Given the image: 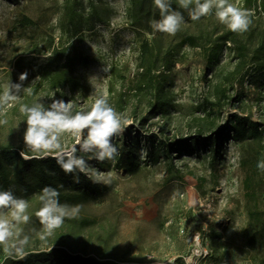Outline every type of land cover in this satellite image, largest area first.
I'll use <instances>...</instances> for the list:
<instances>
[{
  "label": "rangeland",
  "instance_id": "rangeland-1",
  "mask_svg": "<svg viewBox=\"0 0 264 264\" xmlns=\"http://www.w3.org/2000/svg\"><path fill=\"white\" fill-rule=\"evenodd\" d=\"M229 2L254 10L248 31H230L214 13L193 21L188 11L172 4L184 16L174 36L153 33L151 22L159 15L138 34L128 19L131 0H81L79 31L74 33L64 23V0H0V94L27 73L18 100L0 108V120L7 121L0 124V145L18 144L23 138L26 117L19 111L21 104L42 98L48 107L54 95L70 100L74 112L88 110L99 95H106L129 125L137 124L147 114L150 97L149 92L145 96L134 89L141 72L140 43L145 39L153 47L159 72L168 79L169 98L167 112L152 119L145 130L158 132L163 126L164 137L171 141L197 132L211 136L223 132L217 155L198 148L175 159L173 173L163 159L136 175L111 170V189L79 204V216L66 218L43 241L39 238L43 226L35 218L41 201H27L30 222L18 226L29 237L26 253L60 247L130 264H261L264 246L247 240V207L252 199L245 179L253 172L258 202L264 208V170L253 167L264 160V137H252L248 125L251 120L264 128V0ZM25 18L34 23L25 27ZM185 37L194 38L196 45L184 43ZM71 43L87 58L76 65V75L88 89L50 90L40 84L38 68L45 64L51 46ZM216 45L222 47L220 61L209 65L208 50ZM121 94L127 100L124 112L114 105ZM234 114L239 116L241 139H233L227 131ZM63 139L74 143L71 135ZM89 164L108 174L97 161ZM0 214L10 218L9 210ZM80 218L93 223L81 225ZM0 246L3 262L8 255Z\"/></svg>",
  "mask_w": 264,
  "mask_h": 264
},
{
  "label": "trees",
  "instance_id": "trees-1",
  "mask_svg": "<svg viewBox=\"0 0 264 264\" xmlns=\"http://www.w3.org/2000/svg\"><path fill=\"white\" fill-rule=\"evenodd\" d=\"M80 3L81 0H64V23L74 33L79 31ZM172 4H178L177 0H172ZM158 15L159 10L155 7L153 0H131L128 19L134 31L138 34H141V29ZM22 23L26 27L34 22L30 18H25ZM183 42L196 45L195 39L191 37H185ZM221 53L222 47L220 46L216 45L209 49L207 63L209 65L217 64L220 61ZM86 59V56L74 43L69 44V46L64 44L51 46L45 64L38 68L37 71L40 84H46L50 90L57 91L64 87L69 88L72 92H82L88 89L76 75V65ZM155 62L156 56L153 53L150 41L147 39L142 40L139 57L141 72L138 74L140 79L134 89L145 96H148L149 92V107L147 114L141 116L137 124H130L122 135L113 138L112 143L117 146L119 154L111 161L97 162V166L107 173L111 170H117L119 172L124 171L129 175H136L145 169L146 166L158 163L160 159L168 163V171L173 173L175 168L174 160L184 154H193L198 148L205 149L206 152L214 155H217L219 151L216 144L223 132L214 136L197 132L194 135L178 137L175 141H171L169 138L164 137L165 129L163 126L159 128L158 132L145 130L148 123L157 115H164L169 106V98L165 92V83L168 82V79L163 72H159V66ZM123 95L121 94L119 100L114 102L119 112H124L127 109V100L123 98ZM213 105L218 104L214 103ZM136 109L135 112H137ZM233 118L232 125L227 128V131L230 130L229 132L232 133L233 139H241L243 131L239 127V116L234 114ZM248 125L253 130L252 137H264V128H261L259 123L249 120ZM142 149L145 151L144 159L141 158ZM21 152L26 155H34L25 146L23 138L18 144L8 143L0 145V191L11 189L17 197L32 201L40 197L41 191L45 186H51L59 191L61 204H81L95 200L103 192L111 189L110 185L93 183L83 174H80V182L74 183L72 175H66L54 159L25 160L21 156ZM83 155L87 159V155ZM253 167L256 171H259L257 164L253 165ZM255 180L256 177L253 172H250L245 179L247 196L252 199L247 207L249 217L247 240L252 245L260 244L264 246V208L258 202ZM35 218L39 222V219ZM78 223L89 226L93 222L88 218H80ZM1 250L2 247L0 246ZM44 260H49L53 264H130L119 260L107 259L104 255L82 256L74 251L68 252L60 247H53L51 251L40 253L28 252L23 260L8 256L0 264H39ZM261 264H264V257L261 259Z\"/></svg>",
  "mask_w": 264,
  "mask_h": 264
},
{
  "label": "clouds",
  "instance_id": "clouds-1",
  "mask_svg": "<svg viewBox=\"0 0 264 264\" xmlns=\"http://www.w3.org/2000/svg\"><path fill=\"white\" fill-rule=\"evenodd\" d=\"M159 10V19L151 22L153 33L162 32L174 36L184 22L183 14L173 9L172 0H153ZM180 8L189 13L193 21L214 13L217 20L230 31L243 33L248 31L252 23L254 10L245 9L230 3L229 0H177ZM105 70V69H104ZM27 79V73H21L18 83L7 84L0 94V108L18 100L23 90L22 82ZM51 103L44 106L42 98L31 105L21 104L19 111L26 117V128L23 133L25 146L34 154L26 155L25 160L52 158L66 175H72L73 182H80L83 174L93 183L111 184L113 176L100 173L92 168L89 161L98 163L113 160L119 150L112 143L114 137L120 136L129 125V121L118 113L109 103L106 95H99L88 110L73 111L72 102L50 97ZM7 123L0 120V124ZM71 135L74 143L68 144L65 138ZM84 153L87 155H79ZM257 167L264 170V161ZM60 193L56 188L45 186L39 197L41 207L35 212L43 231L39 238L43 241L60 228L65 219H75L79 216L82 206L61 204ZM29 204L9 190L0 191V212L9 210L10 218L0 214V245L4 252L14 259L23 260L27 253L25 246L29 237L23 235L19 225L30 222ZM51 251V249H49ZM198 254V253H197ZM171 264V262H170Z\"/></svg>",
  "mask_w": 264,
  "mask_h": 264
}]
</instances>
